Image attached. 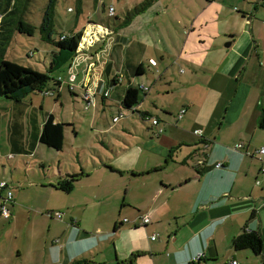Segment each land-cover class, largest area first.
I'll return each instance as SVG.
<instances>
[{
	"label": "crops",
	"instance_id": "0c3cea01",
	"mask_svg": "<svg viewBox=\"0 0 264 264\" xmlns=\"http://www.w3.org/2000/svg\"><path fill=\"white\" fill-rule=\"evenodd\" d=\"M218 1L205 0L198 4L188 1L182 8V16L167 24L168 36L153 22V18L162 17L168 6L161 0H152L124 24L129 26L136 21L133 28L123 33L125 37L129 34V40H136L128 47L131 58L128 66L134 67L135 72L140 65L139 73H143L148 68L143 66L145 59L155 69V73L146 72L151 83L162 78L166 80L164 86L161 84L164 93L171 91V86L177 89L178 106L174 110L177 124L165 128L159 123V115L151 112L162 127L155 134V125H150L146 118L154 137L140 136L118 151L113 138H109L112 154L107 158L110 166L105 164L109 171L99 166L85 174L79 169L82 172L69 191L81 175L96 172L98 179L93 180L96 183L92 199L103 203L101 199L105 196L97 194L98 186L109 199L117 188V177L111 172L127 171L143 177L158 174L149 182L146 200H130L127 205L136 213L128 212L133 216H123L126 220L117 215V202L110 214L96 207H83L81 214L65 206L64 217L70 224L57 225L56 218L47 220L43 242L50 238V243H57V253L51 257L46 251L48 258L41 264H66L82 258L92 260L91 264H189L197 252L202 253L197 264H222L231 258L237 260L229 242L243 228L258 227L264 241V226L260 229L258 218V215L263 218L264 183L257 178L264 152L255 151L264 146V129L257 125L259 114L264 112V6L248 1L243 4ZM97 25L102 28L105 25L106 36L119 32V28L115 30L107 24ZM226 41L229 43L224 46ZM172 63L183 66L174 76L166 70ZM108 75L100 83L99 97L103 102L102 90L113 84L112 78L116 77L114 73L108 79ZM133 83L147 86L143 95L149 88L142 82ZM108 95L109 88L105 96ZM181 107L184 110L177 117ZM164 113H172L169 106H164ZM194 129H199L200 134ZM97 140L107 147L103 138ZM238 142L241 146L236 147ZM255 156L261 157L259 163ZM215 161L220 164L214 166ZM64 173L58 171L57 175ZM108 176L110 184L106 182ZM86 199L89 198L82 202L86 203ZM8 208L12 222L19 208H14L13 201ZM251 210L255 214L247 218ZM86 212L94 216L93 225L88 224ZM26 213L32 221L47 219L45 216L53 218L37 210L27 209ZM139 213L147 214L149 220L145 223L130 220ZM103 215L110 220L105 226L99 220ZM90 229L94 233L90 234ZM154 229L161 234L158 240L149 237ZM47 232L50 236H45ZM106 242L110 244L107 251ZM93 251L95 255H91Z\"/></svg>",
	"mask_w": 264,
	"mask_h": 264
},
{
	"label": "rangeland",
	"instance_id": "374dc122",
	"mask_svg": "<svg viewBox=\"0 0 264 264\" xmlns=\"http://www.w3.org/2000/svg\"><path fill=\"white\" fill-rule=\"evenodd\" d=\"M45 1H27L23 17L34 25V29L31 33L13 31L3 55L8 62L31 67L42 74H47L48 78L41 89H51L52 78L57 76L60 78V85L56 91L52 89V93H42L38 89H33L19 99L0 95V179L7 181L10 185L14 208H19V214L16 217L14 215L12 222H10L11 217L5 218L0 214V264H41L44 258H48L47 255L54 257L57 253L55 247L57 243H50V238H45L43 242L47 220L54 219L44 215L46 210L62 211V220L56 219L55 223L65 225L68 222L67 217H64L65 206H70L72 210L81 214H83L81 211L83 207L86 209L96 207L99 211L107 210L106 213L110 214L117 202V215L120 218L123 216L130 218L136 212L127 205L128 202L146 200L145 191L149 182L158 174L143 177L131 175L127 171L119 173L117 170V174L111 172L117 177V188L112 190V198L109 199L98 186L97 194L105 196L101 199L103 203L92 199L96 183L93 180L95 177L98 179L96 172L90 176L85 175L99 166L109 171L105 164L110 166V163H107L109 162L107 158L112 154L109 149L110 143L117 144L118 151L119 148L125 147L127 142H135V139L140 136L154 137L153 130L151 132L149 129L148 119H141L137 111L118 102V96L128 82L133 85H135L134 81L149 85L144 95L138 89L137 110H147L149 113L158 114L159 123L165 128L177 124L176 121L174 122V110L178 106L175 97L178 95L177 89L171 86L172 90L164 93L161 84L164 86L166 80L162 78L151 83L149 73L146 72L147 70L154 72L155 69L154 66L147 65L145 59L142 60L143 66L148 68L143 73H135L134 67L127 64L131 59L128 47L135 44L136 40H129V34L127 33L125 37L123 33L128 32L130 27L133 28L136 21L129 26H124L120 20L141 0H79V4L77 0H54L52 30L47 38L38 28ZM161 1L168 6L162 17L153 18V22L165 36H168L167 24L182 16V8L188 1L196 4L205 2V0ZM228 1L219 0L218 2L229 4L230 1ZM246 1L263 6L261 2L264 0H234L233 2L243 4ZM232 4L236 5V3ZM108 6L113 9L112 15H107ZM96 22L112 26L115 30L119 28V32L106 36L105 25L102 28ZM78 31L80 37L75 55L71 60L49 70V58L54 50L52 40L58 38L59 34H71ZM127 42L128 45H126ZM108 62L110 63L108 79L114 73L116 77L113 84H108L109 95L103 97V102L99 97L100 83L105 77L102 71ZM179 67L183 66L172 63L166 66V70L174 76L177 75ZM83 89L95 92V102L93 105H88V108L84 107L85 102L81 96ZM166 105L170 107L172 115L164 113ZM48 112L53 114L54 120L65 122L60 149L39 142L35 135L39 132L41 121ZM111 116L114 119H111ZM97 138L100 140L103 138L102 141L107 147H104ZM109 138L114 140L112 139L111 142ZM255 157L259 158L257 160L259 163L261 157ZM79 169L85 174L80 176L79 182H75L71 191L64 192L48 185V182L55 180L58 171L70 173ZM257 178L264 183L262 172L257 175ZM110 181L111 177L108 176L106 182L110 184ZM100 186H102L101 183ZM3 193L4 190L1 194ZM84 198H89L86 199V203L82 202ZM121 201L122 204L119 206ZM60 203L63 204L62 207L58 206ZM27 209L37 210L47 219L28 220ZM128 212H132L133 215L130 216ZM85 215L89 221L88 224L93 222L92 214L86 212ZM262 216L263 218L258 215L260 229L264 226V211ZM107 219L105 215L102 218L99 217V220L103 221L100 224L105 226L106 222H110ZM89 232L94 233L93 229ZM151 232L156 240L161 238L160 232L156 229ZM47 235L49 232L45 236ZM168 236L170 237V233ZM108 243L106 242V245ZM105 248L106 251L109 250L110 244ZM105 248L102 247L103 250ZM233 251L240 264H264V253L254 254L248 248ZM95 253L93 251L91 255Z\"/></svg>",
	"mask_w": 264,
	"mask_h": 264
},
{
	"label": "trees",
	"instance_id": "16d2710c",
	"mask_svg": "<svg viewBox=\"0 0 264 264\" xmlns=\"http://www.w3.org/2000/svg\"><path fill=\"white\" fill-rule=\"evenodd\" d=\"M28 0H0V95L13 99L23 97L27 92L38 89L40 90L48 78L47 74H42L31 67H24L15 63L8 62L3 58L6 46L10 40L13 31H23L31 33L34 25L23 17V10L26 8ZM152 0H141L134 7L124 14L120 20L121 24H125L131 16L136 12L145 8ZM79 4V0H77ZM54 12V0H46L42 9L40 20L38 22L39 30L48 37L52 30ZM59 34L58 38L52 40L54 50H52L49 58L48 69L58 67L63 63L72 59L77 51L78 38L80 32L71 34ZM140 65H137L135 72L139 73ZM103 73V72H102ZM114 80V78H112ZM59 81L52 78L51 89L57 90ZM138 85L127 83L121 94L120 104L131 108L139 113L141 119L151 117L146 110L139 111L135 108L138 103ZM71 89V88H69ZM142 92L144 90H141ZM57 95V92H56ZM65 122L54 120L53 114L48 112L41 121L37 139L55 149H60L63 143V124ZM154 133L157 134V124ZM257 125L264 129V112H261L257 118ZM161 127V126H160ZM162 129V127H161ZM261 171V170H260ZM81 170L73 172H65L56 176L54 183L51 185L61 191L68 192L74 180L81 174ZM251 210L247 218L254 216ZM230 246L234 249L248 248L254 254H263L264 241L259 228L242 229L230 238ZM93 261L89 259H73L66 264H91Z\"/></svg>",
	"mask_w": 264,
	"mask_h": 264
},
{
	"label": "built area",
	"instance_id": "2783aa9c",
	"mask_svg": "<svg viewBox=\"0 0 264 264\" xmlns=\"http://www.w3.org/2000/svg\"><path fill=\"white\" fill-rule=\"evenodd\" d=\"M261 4L264 6V1L261 2ZM112 7L111 6H108L107 8V15H112L113 11H112ZM62 36V34L60 35V37ZM79 42V41H78ZM78 48V46H77ZM55 79H57L59 81V85H60V78L57 76ZM58 85V86H59ZM138 88L141 89V90H146L147 89V86L143 85V84H137ZM58 88V87H57ZM69 88H71V86H69ZM39 91H41L42 93H52V89H40ZM108 93V88H105L102 90V95L105 96L107 95ZM94 91L92 90H86V89H83L81 91V96L82 98L84 99V107L88 108V105H93L94 102H95V99H94ZM184 108L181 107L178 111H177V114L176 116L177 117H180L181 113L183 112ZM112 119H114V117H112ZM149 120H150V123L152 124H157V119L156 117L154 116H151L149 117ZM157 131H160L161 130V127L160 126H157L156 128ZM194 132L196 134H200V130L199 129H194ZM236 147H239L241 146V143L238 142L235 144ZM256 153L258 154H261L264 152V146H259L256 150ZM220 164V161H215L213 163L214 166H218ZM260 170L261 172L264 173V161L262 163V165L260 166ZM255 182H257V180H255ZM2 190H4V193L1 194ZM13 201V198H12V193H11V187L10 185L8 184L7 181L3 180V179H0V214L3 216V217H9L10 215V212H9V208H8V204L11 203ZM46 214L53 217V218H56V219H61L62 218V215H63V212L62 211H59V210H47L46 211ZM138 219L139 223H145L149 220V216L145 213H139L137 214L134 218L130 219L131 221H134ZM123 220H126V218H123ZM149 237L152 239L154 238V235L151 234L149 235ZM201 255L202 253L201 252H197L195 255H193L190 259V262L189 264H197V260L201 258ZM264 261V260H263ZM222 264H239V262L236 260V259H228L226 261H224Z\"/></svg>",
	"mask_w": 264,
	"mask_h": 264
},
{
	"label": "water",
	"instance_id": "95a60500",
	"mask_svg": "<svg viewBox=\"0 0 264 264\" xmlns=\"http://www.w3.org/2000/svg\"><path fill=\"white\" fill-rule=\"evenodd\" d=\"M228 43H229V41H226L225 43H224V46H227L228 45ZM109 66H110V63L108 62L106 65H105V67L103 68V75L105 76V77H107V75H108V73H109Z\"/></svg>",
	"mask_w": 264,
	"mask_h": 264
}]
</instances>
